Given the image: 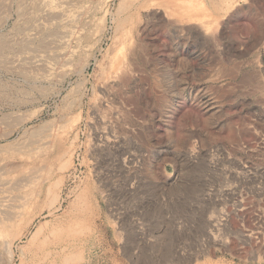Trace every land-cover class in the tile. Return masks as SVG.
<instances>
[{"label": "rangeland", "instance_id": "374dc122", "mask_svg": "<svg viewBox=\"0 0 264 264\" xmlns=\"http://www.w3.org/2000/svg\"><path fill=\"white\" fill-rule=\"evenodd\" d=\"M193 3L0 0V264H264V0Z\"/></svg>", "mask_w": 264, "mask_h": 264}, {"label": "bare ground", "instance_id": "6f19581e", "mask_svg": "<svg viewBox=\"0 0 264 264\" xmlns=\"http://www.w3.org/2000/svg\"><path fill=\"white\" fill-rule=\"evenodd\" d=\"M193 1L194 0H175V3H177V7L179 8L178 9V12H180V13H182V14H184V15H191L193 12H195V10H196V7H193V5L192 4H194L193 3ZM4 42V41H3ZM2 42V43H3ZM1 43V42H0ZM6 44V43H5ZM14 46V45H13ZM17 46V45H16ZM10 47V46H9ZM15 47V46H14ZM27 47V46H26ZM4 48V46L3 45H1L0 46V49L2 50ZM19 50V49H18ZM119 68V67H118ZM118 70V69H117ZM19 102V101H18ZM22 102V101H21ZM18 105V104H17ZM53 191V190H52ZM51 194V193H50ZM87 202V201H86ZM85 202V203H86ZM50 204V203H49ZM87 204V203H86ZM84 208H86V207H84ZM10 214V213H9ZM52 232V231H51ZM37 233V232H36ZM58 233H60V232H58ZM50 234V233H49ZM48 234V235H49ZM53 234V232L51 233V237L53 236L52 235ZM56 234V233H55ZM57 235V234H56ZM68 235L70 236V237H73V238H77L78 237V233L77 232H75L74 230H72V231H70V232H68V234H67V236L66 237H68ZM62 235H60V237H61ZM46 237V236H45ZM48 237V236H47ZM44 239V238H43ZM47 239V238H46ZM52 239V238H51ZM58 239V238H57ZM66 240V239H65ZM72 240V239H71ZM73 240H75V239H73ZM36 241V240H35ZM57 241V240H56ZM60 241V240H59ZM34 242V241H33ZM40 242V241H39ZM43 243H41L40 245H41V249L44 251V250H46L48 247H49V243H47V242H45V241H42ZM50 242V241H49ZM58 242V241H57ZM67 242V241H66ZM37 243V242H36ZM55 244H56V242H55ZM62 246V245H61ZM64 247V246H63ZM37 248H39V247H37ZM51 248V247H50ZM66 248V247H65ZM41 249H39L40 251H41ZM78 249V248H77ZM49 250V249H48ZM84 250V249H83ZM61 251H63V250H61ZM66 251V250H65ZM81 251V250H80ZM38 252V251H37ZM47 252V251H46ZM42 253V252H41ZM45 254V253H44ZM48 253H46V255H47ZM75 254V253H74ZM33 255V254H32ZM52 256V255H51ZM56 256V255H55ZM68 255H66V257H64L63 258V263H65V264H78L79 263V259H80V256L79 255H77V254H75V255H72V256H70V254H69V256L67 257ZM37 257V256H36ZM45 259H46V257H45ZM44 259V260H45ZM51 259V258H50ZM58 261V260H57ZM35 262V261H34Z\"/></svg>", "mask_w": 264, "mask_h": 264}]
</instances>
